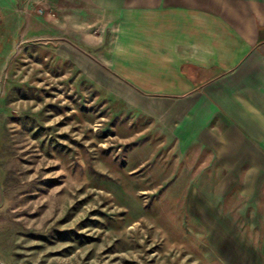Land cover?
<instances>
[{"label":"rangeland","instance_id":"374dc122","mask_svg":"<svg viewBox=\"0 0 264 264\" xmlns=\"http://www.w3.org/2000/svg\"><path fill=\"white\" fill-rule=\"evenodd\" d=\"M53 2L0 0V264H264L259 167L179 136Z\"/></svg>","mask_w":264,"mask_h":264},{"label":"crops","instance_id":"0c3cea01","mask_svg":"<svg viewBox=\"0 0 264 264\" xmlns=\"http://www.w3.org/2000/svg\"><path fill=\"white\" fill-rule=\"evenodd\" d=\"M51 3L53 0H47ZM55 4V2H53ZM58 22L97 45L177 134L264 175V0H57ZM103 39H106L103 45ZM78 45L75 42V45Z\"/></svg>","mask_w":264,"mask_h":264}]
</instances>
